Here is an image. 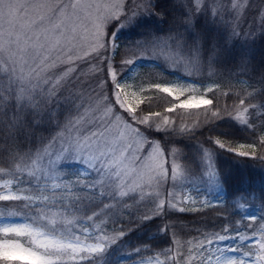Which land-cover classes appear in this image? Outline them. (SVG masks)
<instances>
[{
  "label": "snow or ice",
  "instance_id": "6c2138e0",
  "mask_svg": "<svg viewBox=\"0 0 264 264\" xmlns=\"http://www.w3.org/2000/svg\"><path fill=\"white\" fill-rule=\"evenodd\" d=\"M242 11L238 0H0V264H264V226L249 224L248 234L228 222L189 239L177 215L212 206L201 197L226 183L218 151L264 165V87L232 107L216 96L231 87L218 71L227 63L264 85V65L253 66L247 49L233 53L220 28L224 14ZM145 16L167 31H148L122 55L119 31ZM152 56L169 75L183 69V81L157 76L147 91L172 98L167 113L203 108V119L141 115L126 100L132 66ZM99 71L106 79L86 83ZM221 120L248 132L244 150ZM204 131L212 135L199 141ZM69 159L85 172L64 174ZM195 173L207 187L192 188ZM249 198L264 203V189L233 194L234 214ZM138 230L144 237L133 242ZM227 240L239 243L216 247Z\"/></svg>",
  "mask_w": 264,
  "mask_h": 264
},
{
  "label": "trees",
  "instance_id": "16d2710c",
  "mask_svg": "<svg viewBox=\"0 0 264 264\" xmlns=\"http://www.w3.org/2000/svg\"><path fill=\"white\" fill-rule=\"evenodd\" d=\"M179 15V13H176ZM221 30L227 28V34L230 36V43L233 42V53L239 52L243 49H247L250 56L254 57L252 60L253 66L264 65V29L260 31L256 36L252 38L246 37L244 34H236L232 36V29L230 22L225 18L224 24L220 25ZM168 29V25L163 22L162 19L155 16H145L140 22L131 27H126L119 31L118 39L121 44V54L125 52V48L133 44L134 41L141 39L148 31L163 33ZM120 57L115 58V62L119 63ZM128 66H125V74ZM160 69V68H159ZM235 63H227L221 66H218V71L221 73L225 81H230L231 87L226 83L225 86L216 93L218 98L219 106L221 107H232L238 105L239 98L244 97L246 93L251 92L253 88H261L264 85L258 83L259 77L254 73L249 71L246 74H238L236 71ZM184 70L181 69L176 75H181ZM165 76L169 80L173 79L176 75H169L165 70ZM249 77H252L251 79ZM150 78H156L151 76ZM162 78V77H161ZM199 78V74L197 77ZM220 77H216L219 79ZM228 92V96H224L223 93ZM213 94L209 93V98ZM256 103H261L262 101H255ZM216 103V101H214ZM172 106V98L168 97L166 94L159 92H149L145 91L143 103L140 104L137 108L138 113L141 115H146L149 111L160 112L162 115H169L177 120L181 121V116L183 117V122L191 124L195 118L203 119L204 109H177L176 113H167L166 108ZM228 123H231L228 121ZM220 127L226 129L233 133V136L230 138V145L236 147L238 151L244 149L239 148L240 143H246L248 138V132L241 130L237 131L235 128L228 127L225 120L218 121ZM161 135V134H158ZM204 136H199L198 140L203 141L205 136L212 135L207 131H204ZM207 146V145H205ZM218 158L215 163L217 167L222 171V175L226 177V183H224L221 188L222 195H220L219 200L212 202V206H206L202 211L191 212V213H182L177 214L181 223L185 227L187 232V238L191 239L193 237H199L200 233H210L218 231L223 224L228 222L239 221V224L233 223V227H239L246 229L248 234L251 233V228H260L264 226V219H260L264 212L261 211V208H264V203L259 200H254L249 198L244 203V213L243 214H234L235 209L233 204L235 203L233 199V194L240 193L242 196H247L248 192L251 191L254 194L258 195L261 189H264V165H261L257 161L247 160L245 158L233 156L231 153L218 151ZM3 166V165H0ZM64 174L75 178L77 170L73 167H68L63 165ZM190 180H199L200 183H203L199 173H195L190 177ZM207 186L204 183L201 184ZM251 206V207H250ZM247 212H253L256 215V220L242 219V215H246ZM222 213L226 219L221 218ZM158 223V221H157ZM251 224V228L246 226ZM155 235V228L149 232V235L145 237L146 239H151ZM144 237V231L138 230L130 237L133 242H138L137 239ZM153 243H159V239L153 241ZM239 243L238 241L227 240L220 242L216 247H228L236 246ZM247 248H253L252 245H247ZM247 248L245 250H247ZM129 251L131 249H128ZM131 262H125V264H130Z\"/></svg>",
  "mask_w": 264,
  "mask_h": 264
},
{
  "label": "rangeland",
  "instance_id": "374dc122",
  "mask_svg": "<svg viewBox=\"0 0 264 264\" xmlns=\"http://www.w3.org/2000/svg\"><path fill=\"white\" fill-rule=\"evenodd\" d=\"M223 2L224 0H220L221 4ZM238 2L242 3L243 5V11L241 12V14L235 17L224 14L225 18L229 20L231 29L232 31L234 29L236 34H244L246 37L252 38L264 29V0H238ZM132 67H134L135 71L132 73L131 78L128 80L122 95H125L126 100L134 106H137L138 108V106L141 104L140 101H143L144 93L145 91H147V86L154 80V78L150 77L160 76L163 78V76H165V69L160 66V62L156 60L154 56L144 59H138ZM85 70L87 71V67L85 68ZM104 79H106L104 71L93 72L89 73V80L86 81V83H92L93 87H95L96 83L99 80ZM177 79L183 81V76L176 75L171 80ZM138 86H142L143 90ZM104 87L108 88V94L110 95V86L105 85ZM99 90L100 89H97V91ZM134 92L136 95H131ZM191 94L199 96L202 94V89L198 88ZM64 165L75 168L77 170V173L80 174H83L86 169V165L71 159L66 160L64 162ZM191 181L193 189H195L197 186L201 187V189L207 187L201 185L203 183H200L199 180ZM193 194L195 195V191H193ZM220 195H222L221 189H219L218 191L209 189V192L206 193L205 196H202L201 199L206 198L208 201L216 202L219 200L218 197H220ZM197 207H199V204L197 205ZM249 244L252 245L253 248L255 247V241H249Z\"/></svg>",
  "mask_w": 264,
  "mask_h": 264
}]
</instances>
